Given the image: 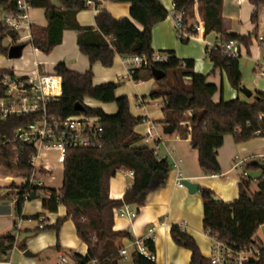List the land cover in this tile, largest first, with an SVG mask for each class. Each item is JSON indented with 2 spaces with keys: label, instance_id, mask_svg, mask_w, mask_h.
Masks as SVG:
<instances>
[{
  "label": "trees",
  "instance_id": "1",
  "mask_svg": "<svg viewBox=\"0 0 264 264\" xmlns=\"http://www.w3.org/2000/svg\"><path fill=\"white\" fill-rule=\"evenodd\" d=\"M85 0H25L30 9L43 10L47 26L40 28L31 26V39L27 43L34 50L47 56L60 44L61 34L70 29L77 34L79 52L87 58L89 69L84 74L68 70L64 64H57L53 74L61 79V96L49 103L50 114L65 118L74 115L98 117L103 129L102 142L99 148L88 150L67 151L63 162L62 186L58 191L33 187L31 192L38 198L42 196L41 207L45 213H56L59 207L65 209V217L58 219L53 227L56 233L61 225L70 220L73 223L76 237L86 246V255L81 258L75 254L70 258L77 264H119V242L130 239L127 232L113 230L114 211L123 206L133 207L134 213L144 207L147 196L162 189L167 181L169 165L166 160L157 161L153 150L137 147L140 137L135 128L141 123L140 118L133 117L129 112L128 100L125 96L116 97V83L99 86L92 85L91 67L99 64L110 68L113 59H121L144 55L147 58L155 53L151 49V33L153 28L162 23L168 13L158 0H101L113 4H128L129 19H114L104 10L97 12L94 18L95 30L79 27L75 15L85 10ZM254 8L251 24L258 23V9L264 7V0H247ZM99 2L97 6L101 3ZM17 0L0 2V16L18 13ZM223 0H173L174 14L181 16V24L192 33L194 7L200 22L203 24V35H218L222 42L235 41L248 54L251 39H256L257 28L248 36L227 34L223 27ZM133 23L138 25V29ZM9 38L13 45L18 39L15 32L0 30V56L7 54L3 41ZM22 45V44H20ZM169 57L166 64L149 65L145 69L147 78L153 79L151 69L165 74L158 85L157 91L150 93V99H162L164 124L170 125L182 136L189 134L190 146L198 153V165L205 177L220 175L217 152L222 147L224 138L230 136L236 145L255 138L260 131L264 138V92H255L256 100L243 101L235 99L228 102L222 100L213 103L212 97L217 92L214 85L208 84L206 77L193 73V60H179L173 52H158ZM206 59L212 64L213 71H223L232 90L239 92L241 74L239 58L228 59L223 53L212 48L205 50ZM174 72L172 82L168 80V72ZM1 74H10V70H0ZM139 71L132 81L138 82ZM185 80H188L185 83ZM91 100L102 105L113 104L114 115H106L101 109H92L84 105V100ZM76 105L83 108L75 112ZM33 119L10 118L0 122V143L12 138L14 132L32 123ZM17 148V149H16ZM32 150L13 144L0 145V174L9 177H28L31 168L28 165ZM257 172L255 166L248 167ZM133 174L132 186L125 192L121 200L109 198V181L117 172ZM46 174L39 171V177ZM256 192H250L252 183L239 179L237 183V200L232 204L215 203L214 194L208 189H199L198 193L203 204L202 229L211 242L226 243L237 251L259 244L255 238L257 229L264 224V173H261L255 184ZM10 191L17 195L25 194L26 187ZM23 200L15 203L16 216L21 215ZM169 235L175 245L190 253L189 264H210L205 259L195 241L184 234L179 227L171 226ZM15 239L9 235L0 237V254L12 250ZM144 247L154 254L153 242L147 241ZM23 249V247H20ZM132 264H155L142 255L132 253ZM250 264H264V250L260 258Z\"/></svg>",
  "mask_w": 264,
  "mask_h": 264
},
{
  "label": "crops",
  "instance_id": "2",
  "mask_svg": "<svg viewBox=\"0 0 264 264\" xmlns=\"http://www.w3.org/2000/svg\"><path fill=\"white\" fill-rule=\"evenodd\" d=\"M158 1L168 13V16L152 30V51L155 53L170 51L179 60H193V73L206 77L207 83L217 88V92L212 97L213 103L216 104L221 100L223 102L235 99L242 100L241 97L243 96L230 88L224 72L220 70L213 71L212 64L206 59L205 49L207 46H214L221 40L214 33L207 36L203 35V24L200 22L197 12L198 6L194 7L196 14L194 20L188 25L193 28L197 27L198 31L195 34L193 33L194 39L183 46L176 42L175 14L172 0ZM100 10L106 11L112 18L117 20L123 18L131 20L128 4H113L103 1L94 10L85 9L78 12L74 20L79 27L93 32L95 30L94 18ZM253 11L254 8L247 0H223L222 17L226 33L248 36L257 28L256 35H264V9H258L257 25L251 24L250 21ZM28 23L30 28L31 26L45 28L47 23L43 10L30 9L28 11ZM133 24L140 29L138 25ZM5 40L8 44L4 43ZM5 40L3 41V47L7 50L15 46L9 38ZM257 43L262 44L264 41H257ZM241 49L244 48L241 46ZM32 50L34 51L35 66L29 73L35 70L40 73H53V69L57 64H64L68 70L79 74H84L89 69L87 58L79 52L77 34L70 29H65L62 32L60 44L49 55L45 56L33 48ZM128 69L124 65L123 59L118 56L113 59L110 68L106 69L99 64H94L91 67L92 85L118 84L115 96H125L127 98L130 114L135 118H147L154 122L156 132L161 140L157 156L162 160H166L170 168L165 186L147 196L144 207L135 214L133 219L125 216L119 217L114 214L113 230L115 232H127L130 236V239H122L119 242V251L124 250L128 256H131L134 252L133 242L140 241L145 236L150 235L154 244L153 257L155 264H189L190 253L177 247L169 235L170 227L177 226L184 234L195 241L201 255L209 260L212 242L202 229L203 204L198 190H210L215 198L224 204H232L237 200L238 182L229 177L232 174L230 171V164H232L231 138L227 139L225 137L224 140L227 139V144L223 141V147L217 152L216 158L221 171L220 178L205 177L198 165V153L190 146L189 134L184 133L181 136L174 129L170 135L164 133L165 128L170 125L164 124L163 101L162 99L149 98L150 93L157 91L158 87H153L152 81L147 78L144 69L138 70V82L135 83L127 79ZM124 82L128 83L127 87H125ZM187 82L188 80H185V83ZM261 86H264V82H261ZM128 89L131 90L133 99H131V95H128ZM256 92H264V87H260V90ZM139 100L146 102L141 105ZM157 100H161V104L156 103ZM87 101L89 102V104H86L88 107L101 109L106 115L116 113V107L113 104L102 105L91 100ZM151 104H153V107L159 108L160 112L150 111ZM138 126L135 128V133L140 137L141 144H139V141L137 147L152 149L156 142L148 146H144L142 143L146 133V125L141 124L142 130H139ZM158 126H160V130ZM46 158V164L51 168V172H45L47 175L41 178L46 183L45 189L58 191L62 186L63 169L55 162L56 154H47ZM176 167L182 172L184 180L197 185V191L194 194H190L184 187H176ZM132 183L133 178L128 176L126 172H117L109 181V198L121 200L125 192L132 186ZM12 185L18 188L20 180L0 176V237L15 235V244L12 250L0 254V264H61L60 260L62 258L66 259L63 264H77L70 258V255L75 254L84 258L86 246L76 237L73 223L70 220L61 225L58 233L53 230H43L45 227H53L58 219H63L65 209L59 207L54 214L45 213L42 210L41 202L25 201L22 205L21 215L16 216L13 202L16 191L9 190ZM131 209L135 210L133 207ZM258 242L264 245L260 240ZM21 246L23 249L20 248ZM25 252H28L32 257H25Z\"/></svg>",
  "mask_w": 264,
  "mask_h": 264
},
{
  "label": "built area",
  "instance_id": "3",
  "mask_svg": "<svg viewBox=\"0 0 264 264\" xmlns=\"http://www.w3.org/2000/svg\"><path fill=\"white\" fill-rule=\"evenodd\" d=\"M100 1L85 0L84 8L94 10ZM16 5L18 13L0 16V30L15 32L18 37L16 44L28 43L31 39L28 23L30 7L25 0H17ZM174 23L176 39L180 43L186 44L194 39V34L198 31L197 27L192 29V33H189L187 28L182 26L181 16L178 14L174 16ZM257 41H264V35L257 36ZM212 48L219 49L228 59H238L240 57L241 45L235 41H220L214 46H207L206 49L210 51ZM168 61L169 57L161 53H154L151 58L141 55L123 59L124 65L129 68L126 77L131 81L136 71L145 70L149 65L166 64ZM254 73L257 78L264 80V58L255 59ZM60 96L61 79L53 73H40L35 70L23 76L16 75L13 71H10V74L0 75V122L4 123L10 118L30 117L33 119L32 123L24 128L17 129L11 139L0 143V145H16L19 152L22 151L23 146L32 150L28 162L31 174L28 177H12L20 180V186L18 188L15 187L16 189L26 187L25 194H15L14 204L20 199L23 200V203L29 201L30 195L33 193L31 192L33 187L45 188L42 186L43 179L38 177L37 174L39 171L51 172V168L46 164L47 154H56V164L63 167L67 151L95 149L101 146L103 129L100 118L85 115L61 118L48 112V104L57 101ZM145 102L144 100H139L141 105H144ZM258 121H264V116H258ZM141 124L146 125V133L142 139L143 145L148 146L156 142V145L151 150H153L157 161H161L162 159L157 156L161 140L156 132L154 122L145 118L141 120ZM261 135L260 131L255 133V137H260ZM252 162L264 165V154L250 156L241 160L235 157L230 171L239 172L240 179L255 184L261 173L264 172L260 171L259 174H256L257 172L249 170L248 167L251 166ZM127 175L133 177L130 172ZM211 178H220V175H212ZM183 181L182 172L176 167V187L183 188ZM114 214L119 217L125 216L129 219L135 217L134 211L129 206H123L121 209L114 211ZM261 226H264V224ZM9 236L15 239L14 234ZM150 240L152 241V237L147 235L140 241H134L133 253L142 255L154 262L153 255L144 247V243ZM262 250H264V245L261 244L252 245L237 251L226 243L212 242L209 262L210 264H250L259 260ZM118 258L122 259V262L130 261V256L124 250L118 252ZM65 262V258L60 260L61 264ZM90 264H95V261Z\"/></svg>",
  "mask_w": 264,
  "mask_h": 264
},
{
  "label": "rangeland",
  "instance_id": "4",
  "mask_svg": "<svg viewBox=\"0 0 264 264\" xmlns=\"http://www.w3.org/2000/svg\"><path fill=\"white\" fill-rule=\"evenodd\" d=\"M261 8L264 9V7H261ZM176 42L180 45H183V46L186 45V44L180 43L177 39H176ZM4 43L8 44L6 40ZM24 44H25V47H24V49L22 51V55L19 59L9 60L5 56H0V69H5V70H11L12 69V71L16 75L23 76L25 73H26L25 75H27L30 72V70L34 68V66H35V64H34V51L30 47V45H28L27 43H24ZM251 46H252V48L249 49L250 50L249 54H247L244 49L240 50V58H239L238 62H239V68H240V72H241V87H244L245 89L251 91L252 93H255L256 91L260 90V87H264V86H261V82H264V80L257 78L255 73L253 72L254 60L264 58V43H262V44L257 43L256 44L255 39L252 38L251 39ZM173 74H174V72H172V71L168 72V80H170L171 82H172L171 78H172ZM149 80L152 81L151 84H153L154 88L158 87L157 83L154 80H152V79H149ZM127 84H128L127 82H124L125 87H127ZM127 93H128V95H131L130 97H131V99H133V96H132L133 94H131L130 89L127 90ZM241 99L243 101H251L252 100V99L247 100L244 97H241ZM87 100L88 99L84 100V105L89 104V102ZM156 103L161 104V100H157ZM152 105L153 104H151V106L149 107L150 111L160 112L159 108H156L155 106L153 107ZM138 129L139 130L143 129L141 126V123L139 124ZM158 129L160 130V126H158ZM228 138H231V137L227 136V139ZM227 139L224 140L225 143L227 142ZM230 140H231L230 144L232 146L231 163L235 157H238L241 160V159L248 158L250 156H257L260 154H264V138L255 137V138L249 140L248 142H245V143L239 144V145H236L232 141V138ZM139 144H141V141ZM222 147H223V145H222ZM231 165L232 164H230V168H231ZM260 171L261 170L258 169L256 174H259ZM220 174H221V172H220ZM46 175L47 174H43L40 177H45ZM0 176L2 177L3 175L0 174ZM229 177H231L233 180H236V182H238V180L240 179V174H239V172L238 173L232 172V174L229 175ZM45 185H46V183H45V181H43L42 186L45 187ZM250 192L252 194L254 192H256L255 185L252 184V186L250 188ZM41 199H42V196H40V198L38 197L36 200H34L32 202H38V201L40 202ZM255 238H257L262 243H264V226H260L257 229L256 234H255Z\"/></svg>",
  "mask_w": 264,
  "mask_h": 264
},
{
  "label": "water",
  "instance_id": "5",
  "mask_svg": "<svg viewBox=\"0 0 264 264\" xmlns=\"http://www.w3.org/2000/svg\"><path fill=\"white\" fill-rule=\"evenodd\" d=\"M7 0H0V2H4ZM25 45H16V46H12L7 50V54L6 57L9 60H16L19 59L22 55V51L24 49ZM151 75L153 77L154 81H160L161 79L164 78L165 74L161 71L155 70V69H151ZM239 93L246 98L247 100L253 99L256 100V96L254 93H252L251 91L245 89L244 87H241L239 90ZM75 112H82L83 108L80 105H76L74 108ZM173 132V128L171 126H167L164 130V133L167 135H170ZM251 166H255L258 169H260L262 172H264V165H260L256 162H252ZM183 187L190 193V194H194L197 191V185L196 184H192L190 182H188L187 180H184L182 182ZM37 197L32 193L30 195L29 201H34L36 200ZM213 201L215 203H219V201L217 200V198L213 197ZM25 257H32L28 252L24 253ZM119 264H132L131 261H127V262H121Z\"/></svg>",
  "mask_w": 264,
  "mask_h": 264
}]
</instances>
